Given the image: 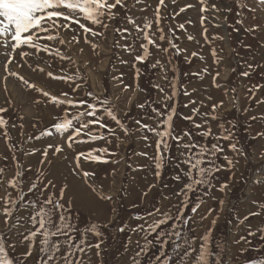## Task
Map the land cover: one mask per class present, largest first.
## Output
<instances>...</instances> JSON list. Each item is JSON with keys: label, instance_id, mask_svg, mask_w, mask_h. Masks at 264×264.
<instances>
[{"label": "rangeland", "instance_id": "374dc122", "mask_svg": "<svg viewBox=\"0 0 264 264\" xmlns=\"http://www.w3.org/2000/svg\"><path fill=\"white\" fill-rule=\"evenodd\" d=\"M234 1L236 0H207L208 10L202 12L200 0H165L164 6L160 7L161 19L157 26L155 10L159 0H124V7L117 6L113 10L114 19L102 18L106 28L100 25V28L93 29L99 35H84L78 25H72L71 34L69 32L65 37L62 33L61 38L71 40L75 35L78 43L73 41L68 47L69 43L60 44L56 40L41 41L42 45L49 46V52L28 49L35 56V64H32L31 59H25V65L11 69L19 74V79L0 67V76L9 78L11 86L12 82L17 83L18 90H21V82L27 81V77L30 78V84L36 86L32 91L26 87L20 98L12 100L19 104V114H10L9 117L0 115V118L7 121L6 126L0 127V148L4 152L1 166L6 168L4 174L12 169L11 160L4 148L15 146L20 150L23 171V177L18 179L19 186H5L2 188L3 196L6 197V188L12 200L18 202L21 195L28 198V187L30 183H35L37 188L33 190L34 195L38 201L43 202L48 196L60 198L62 183H65V187H72L74 191L71 193H67L70 188L64 190L66 200L58 201L64 205L59 209L58 215L67 216L68 222L76 229L68 235L72 237L75 233L76 237H83L86 241L83 244L85 248L87 244L108 239L102 252L103 242L101 244L100 256L96 255L97 249L94 247L90 252H80L77 260H82L83 264H89V260L91 264H108L107 257L115 228L125 225L128 226L126 231L131 232V247L125 257L115 259L114 264H132L131 258L145 243V235L153 242L148 247L149 264H152L161 251L160 244L156 242L160 231H179L181 238L173 236L172 240L189 252L203 246L202 237L210 232L207 244L209 251L213 253L209 257L210 264H216L217 260L222 264H260V261H264V232L251 230L257 221L264 224V135H258L264 134V7L258 4V0H244L246 11L243 13L240 10L241 2L237 5ZM213 4L219 11L212 9ZM181 8L184 11H180ZM231 8L235 9L229 15ZM253 8L256 10L253 11ZM227 16L231 18L229 26L232 25L229 32L225 27ZM130 18L140 25L142 32H138L129 23ZM145 20L151 23L150 28H144ZM210 22L214 25L211 26ZM181 24L183 28L180 27ZM231 29L237 30V33ZM245 31L254 38L245 36ZM145 33L155 40L154 45L147 44L143 39ZM161 35L165 37L164 40L159 39ZM142 43L147 45L146 49L141 48ZM145 51L148 53L146 56ZM193 55L198 58L187 66L186 63ZM138 56L147 57L150 67H139L135 61ZM41 68L44 69L43 72L39 71ZM49 71L55 77L68 78L67 84L63 81L65 79L48 77L46 74ZM140 72L142 78L139 80ZM244 72L249 75H243ZM161 88L163 91H160ZM37 89L49 91L58 98L63 96L62 93H68L69 100L89 102L91 92L101 102H113L120 124L104 111L105 108L110 109L111 104L105 106L97 111V116L101 118L102 124H111L107 127L111 130L110 134L103 136L104 128L90 125L92 134L103 138L92 141L85 135L83 140L87 142L79 143L76 150L69 151L70 156L78 151H92L101 160L87 162L83 170H74V174L70 171V160L58 164L52 162L47 168L38 171V165L42 162L43 145L59 135L55 132L54 124L61 122L59 110L63 115L64 107L52 101L47 104L49 97L43 96ZM147 94L150 96L147 97ZM175 100L178 110L173 116V134L187 131L190 136L185 137L181 144L190 140L196 147L188 151L178 147L177 142L168 137L165 138L168 149L163 147V151L161 144L158 153L156 145L160 137L142 126L147 124L156 127L157 120L166 119ZM155 101L165 111L163 118L157 117L154 111L153 115L149 114L147 107L153 110ZM3 107L10 109V105L6 103ZM128 112L130 113L126 117ZM71 114L69 111V118ZM137 121H140L139 125ZM125 124L130 126L129 131L124 128ZM196 124L200 127L196 128ZM165 127L160 124L158 130L163 131ZM208 129H211L212 134L205 138L200 133ZM48 131L52 135H42ZM5 132L10 139L4 135ZM229 133L231 138L223 139ZM214 143L223 149L217 151L216 155H212L210 151ZM230 144H235L237 151H233ZM201 146L209 149L203 157H199L205 161L202 167H213V172L205 177L206 183L193 185V189L188 190L185 186L192 182V178L201 177L195 169L191 170L192 178L187 177L185 173L190 165L183 161L185 157H193L194 162ZM100 149H107V152H100ZM181 152L185 153V157L181 156ZM160 154L165 158L157 178L155 158ZM225 157L232 160L234 166H229ZM215 168L220 170L216 171ZM48 172L52 180L50 185H46L44 177ZM84 172L90 175L84 176ZM4 174L0 179H12L11 173H6L5 177ZM177 176H180L179 180L176 179ZM84 181L99 188L102 195L99 190L94 195L92 189L83 184ZM225 183L229 187L222 192L220 185ZM97 195L100 198L103 196V199H111L100 200ZM221 200L223 205L219 203ZM23 203L17 205L19 211L15 212V215L22 217L18 225L19 232L16 229L6 231L4 218L0 215V233L9 242L18 244L14 255L24 252L28 243L25 241L20 244V233L27 235L29 230H34L28 219L29 214H34V211L31 205L26 209L20 207ZM64 203L79 211L77 214L81 217V223L76 225L80 219L74 218L70 211L65 210L68 207ZM196 204H200V207L193 213L191 209ZM45 207L51 208L52 205ZM157 208L160 209L159 212H156ZM178 209L183 213L180 219L176 218ZM150 213L154 214L149 215ZM163 213L170 214L172 219L161 225L157 232L149 235L143 230L138 233L131 231L138 225L147 228L148 224L164 219ZM253 213L257 214L252 215ZM58 215L54 219H58ZM201 217L206 218L202 220ZM184 219L189 220L187 225L183 224ZM213 220L216 221L215 224L212 223ZM93 223L100 227L107 224L108 229L102 232V237L80 229L84 225L90 227ZM173 225L176 227L173 228ZM257 227L259 229V224ZM250 231L255 234L250 235ZM54 239L63 244L67 237ZM166 239L167 236L161 238ZM137 240L140 241L139 245ZM185 241H189L191 247ZM39 247L38 241L35 242L33 254L26 264H38L43 256ZM173 247V243L169 241L163 250L166 255L180 261L183 253L178 255ZM143 254L137 257L140 264H143ZM196 255L193 252V258Z\"/></svg>", "mask_w": 264, "mask_h": 264}, {"label": "snow or ice", "instance_id": "6c2138e0", "mask_svg": "<svg viewBox=\"0 0 264 264\" xmlns=\"http://www.w3.org/2000/svg\"><path fill=\"white\" fill-rule=\"evenodd\" d=\"M175 2V0H173ZM202 4L201 11H207V0H200ZM239 3V0H237ZM165 0H159V4L155 10L156 16V24L159 26L161 15H160V7L164 6ZM258 4L264 5V0H258ZM117 6L124 7V0H0V56L4 57V62L0 64V67L4 69L5 72H8L11 76H18V73L10 70V65L14 61L15 54L19 51L20 57L23 59L24 57H28L33 53L29 51H25L24 49H35L37 52L45 51L49 52V46L47 44H41V41H53L56 40L60 44L72 43L73 41L79 42L78 38L73 35L71 40H65L61 38V31L63 30L65 33L71 29L72 25H78L80 29L84 31V33H91L92 35H99L91 28H88L85 23L81 22V18L84 21H88L93 25H102L103 27H107L106 24H103L102 18L114 19L115 14L113 12ZM213 10L219 11L216 8V5L213 4ZM253 11L256 9L253 8ZM180 11H184L183 8ZM129 23H132L138 32H142L143 29L140 28V25L135 24L133 19H129ZM151 23L145 20L144 28H150ZM183 28V25H180ZM119 31V29H117ZM162 31V29H159ZM255 29H253L254 31ZM127 31V29H124ZM43 34V35H42ZM192 37H189L191 39ZM143 39L147 41V44H155V40L151 38L148 33H145ZM160 40H164L165 37L161 35L159 37ZM175 47V45H173ZM141 48L146 49V44H141ZM57 54L59 51L57 50ZM147 51H145V56L147 55ZM145 56H138V60H143ZM155 67V65H153ZM251 68L252 65H249ZM39 71L43 72L44 69H39ZM243 75H249L248 72L242 73ZM48 77L53 79H68L66 77H55L52 72H47ZM218 75V74H217ZM23 80V77H20ZM27 83V81H25ZM33 88H36L35 85H32ZM41 91L43 96L49 97L50 100L56 105H70L73 108H84V110L76 111L71 114L69 118V112L65 110L63 114V119L61 122H57L54 124L55 132L59 134L67 133V137L65 143L68 148H72L73 144L77 142V137L88 136L89 140L95 141L97 139H102V136L93 135L89 130L90 125H99L100 128H105L107 125L101 123V118L97 116V107L96 105L86 101V100H69V99H60L58 96L51 94L49 91H44L43 89H37ZM160 91H163L161 88ZM187 95V93H185ZM64 97L68 96V93H62ZM103 103V102H102ZM222 104V102H221ZM86 106V108H85ZM143 107V105H140ZM217 107V106H214ZM7 109L4 107H0V112H5ZM105 113L108 117H111L112 120L116 121L117 124H120V121L117 119L116 115L113 114L111 109L105 108ZM156 113L157 117L164 115L163 113L153 109ZM175 113V109L173 108L166 119L160 121L157 120V126L152 127L150 125H143L142 127L146 128L148 131L153 132L157 137H160V140L157 141V151L159 153L161 144L165 150L168 149L169 145L165 138L171 137L173 140L177 142L178 147H182L188 151L193 150L196 145L188 142H184L181 144V141L184 140L185 137H189L190 133L187 131L181 134H173L172 131V121ZM87 117H95L94 119H86ZM215 119V117H213ZM185 119H191V117H185ZM255 119V118H253ZM75 122V123H74ZM138 125L140 121L136 122ZM163 124L166 127L163 131H159V125ZM7 125V121L3 118H0V127H4ZM77 125H79L77 127ZM196 128H199L200 125L196 124ZM222 127V126H221ZM111 131V130H110ZM205 138L209 137L211 133V129L200 133ZM4 135L8 137L7 132ZM42 135H52L50 131L42 133ZM264 135V134H258ZM147 139V137H144ZM231 138V133L224 136L223 139L229 140ZM80 143L87 142L83 139L78 141ZM229 147L233 151H237V147L235 144H230ZM48 148L53 149V154H58L63 151V148L59 145H49ZM100 152H107V149H100ZM209 151L205 147L201 146L200 151L197 154V158L193 157H185V153L181 152V156L185 157L184 163L190 165L189 170L185 173V175L189 178H192V169H195L201 179L192 178V182L187 184L185 187L188 190L193 189V185L206 183V176L211 175L213 172V167H202L205 161L199 157H203L205 152ZM211 154L216 155L217 151H223V149L218 148L217 144L211 145ZM43 156L46 158L48 155L47 149L43 151ZM144 155H147L146 153ZM81 157L85 159L99 161L101 157L98 155H93L92 151L87 153L80 152L77 153L75 160L77 164V168H79ZM164 156L162 154L158 155L156 159V169L155 175L157 178L160 176V172L158 171L162 167V162L164 160ZM229 166H234L233 161L225 157ZM209 163H211L209 161ZM179 166V165H178ZM216 171H219V168H215ZM4 170L0 169V176L3 175ZM15 175L21 176L22 173L17 171ZM84 176L90 175L88 172L83 173ZM177 180L180 179V176L176 177ZM51 183V182H49ZM18 182L14 179H0V188H4L5 185H9L13 188L17 187ZM229 187L228 184L220 185V191H224ZM37 185L35 183L30 184L28 187V192H32L33 189H36ZM43 191V190H42ZM6 197H0V215L4 218V225L6 231H11L12 229H16L19 232V221L22 218L21 216L15 215V212L19 211L17 207V201L12 200L10 195L7 194V189L5 188ZM147 195V193H145ZM179 195V193H177ZM63 197V189L60 193V198ZM185 197H187V193H185ZM104 199H111V197H104ZM24 200V196H20V201ZM35 201H29L28 204H21L20 207L28 208L31 205L34 214H29V222L34 226V230H29L27 235L20 233L21 240L20 244H23L27 241L26 250L22 253L13 254L16 252L18 244L16 242H9L5 239L4 235L0 233V264H26L27 259L33 254V246L34 243L38 241L39 251L43 253V256L39 259L38 264H83L82 260H73L72 257L76 255L77 252H90L91 248H96V255L100 256L101 252V244L102 240L95 244H87L86 248L81 247L80 245L85 244V240H81L79 244H72V237L68 234L70 231H76L73 225L68 222V217L59 214V209L63 208L64 205L59 202H54L52 196H48L43 203L36 207ZM223 205V201L219 202ZM8 205H11L9 207ZM45 205H52L51 208H46ZM187 205L185 204V207ZM200 207V204H196L192 207L191 211L193 213L197 212V209ZM160 209H156V212H159ZM177 219H180L183 213L178 209ZM154 213H150L149 215H153ZM257 213H253L252 215H256ZM58 219H54L57 217ZM164 219H160L158 221H154L153 223L148 224L147 228H144L143 225H138L135 228H132L131 231L138 233L140 231H145L147 234L157 232V229L160 228L161 225L166 224L168 220L172 219V216L168 213H163ZM15 217V218H14ZM14 218V219H13ZM206 217H201V219H205ZM142 219V218H141ZM244 219H247L245 217ZM183 224L187 225L189 223L188 219H184ZM213 224L216 223L215 220L212 221ZM38 225V227H35ZM107 227V224L104 225ZM127 225L120 227L118 230L120 232H124L127 229ZM176 226L173 225V228ZM87 232L92 233L96 237H102L103 233L100 230V225L93 223L90 225ZM261 232H264V229H260ZM250 235L255 234L250 231ZM211 233L204 235L202 238L204 240V245L199 248H194L193 252L197 253L195 258H193V252H189L186 248H183L180 244L176 243L175 240H172V237H176V239L181 238V233L179 231L175 232H164L160 231L156 236V242L160 244L161 251L159 255L155 257L152 261V264H171L173 257L166 255L163 250L165 245L171 241L174 245L173 251L177 252L179 255L181 252L183 253L180 256L179 264H210L209 257L213 255L211 251H209L207 244L210 239ZM64 236L67 237L64 243L62 244L58 239H54L56 237ZM167 236L168 239L161 240L162 237ZM145 243L140 246V250L135 253V255L131 258L132 264H140V260L137 257L141 256L143 253L148 251L149 245L153 242L148 240L147 235L143 237ZM243 239V238H242ZM137 245L140 244V241H136ZM186 244L191 247L189 241H185ZM238 243V241H237ZM131 244V238H129L128 243L125 245L124 251L127 252L128 248ZM67 245V248L64 246ZM64 249V251H62ZM163 258V259H162ZM89 264H91V260H89ZM103 264V262H101ZM216 264H222L220 260L216 261ZM260 264H264V261H260Z\"/></svg>", "mask_w": 264, "mask_h": 264}, {"label": "crops", "instance_id": "0c3cea01", "mask_svg": "<svg viewBox=\"0 0 264 264\" xmlns=\"http://www.w3.org/2000/svg\"><path fill=\"white\" fill-rule=\"evenodd\" d=\"M18 54H19V51L17 52ZM20 57V56H19ZM32 61H34V59H32ZM4 62V57L3 56H0V64H2ZM11 66V67H10ZM9 67H10V70H11V68L12 69H14L15 67H20L21 65L20 64H16L14 61H13V63H12V65H10ZM18 79H19V74H18ZM30 78H28L27 77V83H25V82H21V86H22V88H21V90H18V87H17V83H15V82H12V86H11V80L9 79V78H4V77H1L0 76V107H3L4 106V104L6 103V104H9L10 105V109H8V108H5V109H7V111H6V113H11V114H19V109H18V107H19V104H16L17 102H12V100L14 99V98H16V97H21V93L23 94L24 93V89H26V87H27V89L29 90V91H32V90H34L35 88H33V87H30ZM12 87H13V89H12ZM9 88V89H8ZM15 88V89H14ZM8 90V91H7ZM10 92V93H9ZM11 97V98H10ZM30 98L31 99H33L34 98V96H30ZM65 98V97H64ZM65 99H67V97L65 98ZM15 100V99H14ZM5 102V103H4ZM67 104H65V105H60V106H63V107H66V109L65 110H67L68 111V108H67V106H66ZM27 106H29V102L27 103ZM14 107H15V109H14ZM77 109V108H76ZM2 113H5V112H1V114ZM66 137H67V133H65V134H59V139H57V140H55L51 145H59V146H61L62 148H63V151L61 152V153H58V154H56L55 155V157L52 159V157L51 156H47L46 158L43 156V154H42V162L39 164V166L40 167H48L52 162H55V163H59V162H62V161H68V160H70V162H71V165H72V167L70 168L71 170V172H72V170H73V163L75 162L76 163V160H75V157H72V156H70L69 155V151L71 150H76V148L78 147V145H79V143L80 142H78V141H80L81 139H84V136H82V137H77L76 138V140H77V142L76 143H74L73 144V147L72 148H68L67 147V145H66V143H65V140H66ZM91 143V142H90ZM47 145H48V142L47 143H45L44 144V149H43V151L45 150V149H47V151H48V148H47ZM20 148V147H19ZM12 153H13V156H12V158H11V161L13 162V165H12V169L11 170H7L6 171V173H11L12 174V179H15L16 181H17V178L19 177H17L16 175H15V173L17 172V171H19V172H23L22 170H21V158H20V150H18V148L16 147V149H12ZM76 153H80L79 151L78 152H76ZM3 157H4V152H3V149H1L0 148V169H3V170H5L6 168H4V167H2L1 165L3 164V163H1V161H2V159H3ZM30 157V156H29ZM7 161V160H6ZM84 163V160L81 158L80 159V162H79V164H83ZM6 173L4 174V172H3V174H4V177L6 176ZM5 186H7V185H5ZM67 189L68 188H70V187H66ZM66 189V190H67ZM73 190H71L70 189V193L72 192ZM66 192V191H65ZM64 192V193H65ZM3 191H2V188H1V191H0V197H4L3 196ZM77 194V193H76ZM76 196V195H75ZM98 199H100V200H105V199H103V196H102V198H100L101 196L100 195H97L96 196ZM258 224H259V229H258ZM262 227H263V224L262 223H260V222H257V224H256V226H254V229H256L257 230V232L260 230V229H262Z\"/></svg>", "mask_w": 264, "mask_h": 264}, {"label": "bare ground", "instance_id": "6f19581e", "mask_svg": "<svg viewBox=\"0 0 264 264\" xmlns=\"http://www.w3.org/2000/svg\"><path fill=\"white\" fill-rule=\"evenodd\" d=\"M255 5H257V4H255ZM259 7V6H258ZM260 8V7H259ZM263 8V7H262ZM262 10V9H261ZM211 12V11H210ZM215 14V13H214ZM70 44V43H69ZM66 48V47H65ZM66 50V49H65ZM56 53V52H55ZM85 54V53H84ZM84 56V55H83ZM82 62V61H81ZM12 65V64H11ZM11 67V66H10ZM48 68V67H47ZM12 69V68H11ZM94 79V78H93ZM41 82V81H40ZM9 89V88H8ZM12 89H13V87H12ZM15 89V88H14ZM8 91V90H7ZM10 93V92H9ZM11 98V97H10ZM17 98V97H16ZM16 98H14L15 100H16ZM13 99V101H15ZM5 103V102H4ZM68 191H70V190H67V193H68Z\"/></svg>", "mask_w": 264, "mask_h": 264}, {"label": "trees", "instance_id": "16d2710c", "mask_svg": "<svg viewBox=\"0 0 264 264\" xmlns=\"http://www.w3.org/2000/svg\"><path fill=\"white\" fill-rule=\"evenodd\" d=\"M78 219H80V221H81V218L78 217Z\"/></svg>", "mask_w": 264, "mask_h": 264}]
</instances>
